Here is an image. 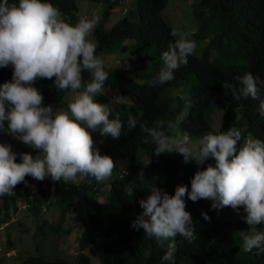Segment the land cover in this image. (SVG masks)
<instances>
[{
    "label": "clouds",
    "instance_id": "obj_1",
    "mask_svg": "<svg viewBox=\"0 0 264 264\" xmlns=\"http://www.w3.org/2000/svg\"><path fill=\"white\" fill-rule=\"evenodd\" d=\"M113 1V12L121 15L118 22L121 21V28L126 29V38L121 44L132 40L129 51L137 59L127 72L121 68L109 69L103 58L96 55L97 45L89 40L99 22L94 13L81 14L73 25L66 22L61 11L47 0H0V68L10 66L13 69L11 80L0 84V131L27 145L24 152L16 153L11 144L0 143V197L15 196V187L26 183L27 176L37 181L63 180L83 192L90 189L93 193L105 191L104 186L96 187L95 184L111 178L115 162L109 155L101 154L92 133L99 131L103 137L119 139L124 128L118 115L110 119L111 109L107 104L94 99L108 79L106 67L116 76L114 86H105L112 100H117V97L126 105L138 103V98L121 92L120 88L129 84L142 96L139 103L153 112L152 119L146 116L139 124L141 131L147 134L144 142L155 144L153 153L156 156L170 153L178 165L191 162L197 165L190 181V191L186 185H177L174 194L170 195L153 186L151 194L139 200L143 211L135 217L131 227L143 230L147 237L155 238L159 246L166 248L162 261H174L177 252L175 238L179 235L189 243L196 239L191 214L186 211L187 197L193 201L192 209L202 212L206 221L210 217L203 211L209 204L212 203L211 209L217 211L232 208L250 231L243 226L238 234L241 239L235 247L244 252L256 249L257 255L264 253V231H257V226L264 224V140L256 137L258 128L264 126V89H261L264 88V80L254 72L255 59L264 63V26L252 23L250 15L251 20H244L241 26L229 18L235 13L236 5L232 0H228L221 9L216 5L206 8L208 12L214 10V18H219L222 29L217 38L204 37V52L198 58L195 54L197 43L191 38L198 33L173 29L163 18L161 13L168 0L165 6L136 0L135 13L129 9L131 0ZM132 4L135 6V2ZM86 11L89 12L88 9ZM157 14L166 26L159 27ZM255 29L261 32L260 40ZM94 36L96 38L95 33ZM151 45H155L152 53L149 50ZM222 55H233L237 62L229 66L216 63L214 60ZM116 64H121V59L116 60ZM240 65L248 72L236 77L240 73ZM145 66L149 68L144 69ZM84 72L90 76L87 82L84 81ZM144 72L145 79H138ZM187 73L190 75L181 76ZM235 77L239 82L238 88H242L240 95L251 107L249 116L255 120L254 130L247 132L229 127L218 134L206 133L196 138V142L188 132H182L186 130L182 123L187 119L195 125L216 121L214 117L211 120L206 118V112L214 101L209 105L211 100L205 88L213 91L216 87L221 91V86L237 88L232 83ZM191 78L195 82H190ZM37 79H54V87L59 92L71 90L72 93L65 97L68 109L54 110L52 104L44 106L45 97L34 86ZM82 87V91H77ZM171 87L173 96H166L165 92ZM202 95L204 102L208 103L205 113L197 109ZM224 95L222 93V97ZM166 98L172 102L170 106L163 107ZM222 102L223 99L219 104V116L224 118ZM232 104L237 110H242L239 97L234 98ZM194 118L197 120L193 122ZM137 126L138 118L129 115L127 129ZM31 150L37 154L33 156L29 153ZM175 153L183 157L174 158ZM142 158V161H147V156ZM180 158H184L183 163L177 162ZM209 158L214 160V164L202 167ZM121 170L123 175L128 172L127 167ZM137 176L144 181L143 168ZM86 177H92L96 182L84 181ZM86 183L90 187L85 185L82 188ZM35 187L33 185L30 189ZM108 188L110 191L109 185ZM124 193L132 198L133 186L125 185ZM31 195L30 198L33 197ZM97 201L106 203L108 199ZM15 206L12 205L8 212L10 220L0 223V231H7L8 237H12L9 229L21 230L24 226L21 215L25 217L26 213H30L33 219L41 216L44 222L47 219L53 223L48 219L53 209L50 213L46 207L37 209L36 213L40 212L37 217L28 201L19 198ZM2 212L4 216L5 208ZM70 214L75 215L71 211ZM11 250L15 252L14 248ZM0 252H3L1 247ZM83 253L89 254L87 249Z\"/></svg>",
    "mask_w": 264,
    "mask_h": 264
},
{
    "label": "trees",
    "instance_id": "obj_2",
    "mask_svg": "<svg viewBox=\"0 0 264 264\" xmlns=\"http://www.w3.org/2000/svg\"><path fill=\"white\" fill-rule=\"evenodd\" d=\"M79 1H90L96 4L104 6L105 10L96 9L92 13L102 15L104 13L103 20L94 29L96 35V55L105 57V55L114 56L117 55L118 47L121 42L126 38L125 27L121 28L122 22L117 21L115 24L110 25V18L115 13L113 12V0H47L57 7L63 14V18L70 24H75L79 18L81 10L79 9ZM144 1V4L157 3L158 5L165 6L166 0H139ZM206 7L217 8L221 7L228 0H202ZM235 7V13L229 18H233L239 22V26L245 23L244 20H251L252 23H258L260 26H264V0H232ZM231 7V6H230ZM251 17H250V16ZM95 17V15H94ZM159 27L166 26L164 21L156 15ZM121 28V29H120ZM236 28V27H234ZM238 28V27H237ZM239 34H243L241 30H238ZM260 40L261 32L256 30ZM137 37V36H136ZM139 38V37H138ZM241 67V65H240ZM240 73L244 74L246 71L243 67L240 69ZM108 72V79L105 82L114 86V80L116 76ZM246 71V72H244ZM13 69L9 67L0 68V84L6 81H10L12 78ZM205 73V68L203 69ZM254 72L260 74L261 80H264V63H259L258 60H254ZM254 73V76H258ZM190 73L182 74L181 76H187ZM84 81L90 80L89 73H83ZM234 78L232 81L237 88H224L221 86L216 87L215 90L205 88L209 93L208 97L212 101L222 102L224 109V118L219 131L215 130L212 123L193 124L189 119L182 123V127L186 130H180L188 132L194 138H201L206 133L212 132L218 134L226 131L229 127H234L247 132H252L255 126V120H252V115L249 116L251 107L246 105L247 102L243 99L245 97L240 95L241 87L239 82ZM43 96L45 97L43 104L47 106L52 104L53 109H68V102L65 97L72 93L71 90L58 91L54 87V79H37L34 84ZM121 92L133 98H138L141 102L142 96L133 91L129 84L126 88H120ZM264 89V88H261ZM83 87L80 90L82 91ZM220 91V93H219ZM219 93V94H218ZM224 93V97H222ZM112 97V96H111ZM221 97V99H220ZM239 97V103H241L242 110H237L232 104L233 99ZM96 102L107 104L111 109L110 119H113L117 115L124 124L122 133L119 139H112L111 137H103L99 131L92 133L93 139L96 145L100 148L101 154L109 155L113 158L115 166L119 160H126L128 165V172L123 175V171H119L118 175L111 180L107 186H110L109 198L106 203H99L96 198L93 197L92 189L83 192L82 189L71 183H65L63 180L60 182L49 180L37 181L31 176L25 178L26 183L18 184L15 187V196L0 197L3 202L0 204V223L10 220L9 211L17 199H23L29 202L32 206V212L38 217L44 207L47 208L50 213V209L60 204L62 209V215L60 220L54 224L52 229L53 233H58L60 237H63L73 231V228H63L66 221V216L69 217L81 231L83 238L80 245L82 252L77 257L79 264H93L90 255L99 258L102 264H264V253L257 255V250L253 249L251 252L240 253L235 244H238V239H241L238 235L243 226L248 232L249 226L243 219H240L236 211L230 207H225L219 211L211 209V204L203 211L207 213L210 220H204L201 215L202 212H195L192 209V203L190 199L185 197L186 211L191 214L193 226L195 228V236L191 243L185 240L181 236L175 238L177 244V252L175 254L174 261H162L166 248L159 246L156 243L155 238H149L143 230H136L131 227L135 217L139 215L143 210L139 205L140 199H146L147 194H151V188L156 186L167 191L170 195H173L177 185H186L191 190V178L197 171V165L195 162L189 164L178 165L170 156V153L161 154L156 156L153 151L155 144L152 142L145 143L144 137L147 135L143 133L139 127L142 124L140 120L148 116L152 119L153 112L148 110L141 103H134L132 105H126L123 100L116 97L117 100L110 98L109 92H99L94 97ZM112 102L115 103L112 105ZM171 100L166 98L163 107L171 105ZM208 103L204 102V96L200 98L198 103V110L205 113ZM246 105V106H245ZM120 112V113H119ZM129 115L136 116L138 118V126L135 129H127V120ZM141 116V118L139 117ZM185 119V118H184ZM197 119L194 118L193 122ZM242 129V130H241ZM4 132V131H0ZM247 134L246 131H243ZM242 135V133H241ZM242 137H244L242 135ZM258 139L264 140V126L262 129L258 128ZM33 156L37 153L30 151ZM147 156V161H142V157ZM19 163V160L17 159ZM208 163H213L214 160L209 158L206 161V167ZM143 168L145 179L142 182L137 173ZM123 175V176H121ZM95 179L92 177H86L84 181ZM97 184V182H96ZM36 187L30 189L31 186ZM125 185H131L134 188V196L129 198L124 193ZM85 184L82 185L84 188ZM33 197L30 198V196ZM2 208H5V215L3 216ZM53 209V208H52ZM74 212L75 215H71ZM8 213V215H7ZM47 224L49 223L46 219ZM65 230V231H63ZM257 231H264V224L257 226ZM88 250L89 254L83 253L84 250ZM0 264H2L0 262ZM24 264H68L67 261L60 259L57 261H47L41 257L29 256L24 260Z\"/></svg>",
    "mask_w": 264,
    "mask_h": 264
},
{
    "label": "rangeland",
    "instance_id": "obj_3",
    "mask_svg": "<svg viewBox=\"0 0 264 264\" xmlns=\"http://www.w3.org/2000/svg\"><path fill=\"white\" fill-rule=\"evenodd\" d=\"M131 1L132 3L135 2V6L131 3V5H129V9L131 13H135L137 8L136 0ZM192 1L193 0H168V5L161 14L173 29L175 28L184 31L195 30L198 33L197 36H192L191 38L197 43L195 54L198 58H201L205 48L203 40L204 37L210 36L217 38L219 31L222 29V25L220 24L219 18H214L213 9L209 12L205 10L206 8L211 9L212 7H206L202 0H197L195 4H191ZM78 6L81 10L80 15L88 14L96 9H101L102 11L105 10L104 6L101 4H96L90 1H79ZM86 9H88L89 12H87ZM94 15L95 17H99L98 24H100L103 20L104 13L102 15L94 13ZM87 18H90V16H87ZM120 18V14L112 15L110 18V25L115 24ZM89 40L96 43L94 32L89 36ZM130 44H133L132 40L121 44L117 49V55L103 57V60L107 63L109 69L115 70L117 68H121L122 71L127 72L134 66L137 59L134 55L130 54L129 50H131V48L128 47ZM149 50L152 53L155 50V45H151ZM119 59H121V64L118 65L116 64V60ZM211 59L214 58L211 57ZM214 61L220 65L229 66L235 64L237 59H235L233 55H230L229 57L222 55ZM147 67L149 68V66H145L144 69ZM145 73L146 72L142 73L138 79H145ZM189 81L192 83L195 82L193 78ZM106 91H108V88L104 86L101 92L105 93ZM165 95L173 96V88H169L165 92ZM112 105H114V103H112ZM219 111V103L218 101H214L212 107L206 112V118L208 120H211L213 117L216 119V121L212 124L213 128L216 130H219L223 120V117L219 116ZM192 138L196 142V138ZM0 143L11 144L12 150L16 153L24 152V149L27 147V145H25L22 141L7 132H0ZM180 156L182 155L175 153L173 157L179 158ZM18 157L19 156H17V158ZM183 159L184 158H180L179 161H176L178 163H183ZM126 165H128L126 160H119L114 168L111 178L105 182L95 184L96 187L104 186L103 189H105V191H99L98 193L95 192L93 197L98 199L100 202L107 201L109 196V188L107 184L118 175L121 169L126 168ZM46 178H50V176ZM85 185L90 187L89 183H86ZM148 195L150 194H147V196ZM52 208L53 212L48 215V219L51 220L53 224H56L61 218L62 207L60 204H56ZM52 208L50 210H52ZM56 209L58 212H54ZM243 215H246V213L243 212ZM21 221L24 226L20 228V231L17 229L15 231L14 229H9L12 237H8L7 231H0V247L3 250V252H0V262L2 264H24V260L29 256L41 257L47 261L64 259L69 264H79L77 257L82 251L80 245L82 244L83 238L81 236V231L72 220L70 221L67 218L63 228H73V231L68 234L66 232L63 237H60L58 233H53L52 229L55 225L47 224L41 216L33 219V216L30 213H26L25 217L21 215ZM12 248H14L15 252L11 250ZM240 251L242 253L244 252L243 249ZM91 258L93 264H102L100 263L98 257Z\"/></svg>",
    "mask_w": 264,
    "mask_h": 264
}]
</instances>
